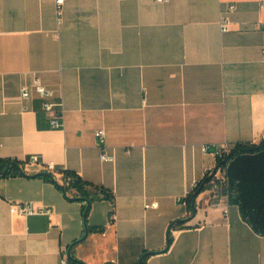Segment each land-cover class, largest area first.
I'll return each mask as SVG.
<instances>
[{
  "label": "crops",
  "instance_id": "crops-1",
  "mask_svg": "<svg viewBox=\"0 0 264 264\" xmlns=\"http://www.w3.org/2000/svg\"><path fill=\"white\" fill-rule=\"evenodd\" d=\"M56 7L0 0V156H40L0 176V264H64L85 234L82 202L32 175L50 164L114 191L88 216L104 231L72 247L87 264H136L145 250L144 264H264V234L229 190L201 191L196 214L172 224L191 215L179 198L217 166L204 145L264 140V0H65L60 22ZM34 76L63 102L62 128L34 89L22 98ZM30 202L51 212H13Z\"/></svg>",
  "mask_w": 264,
  "mask_h": 264
},
{
  "label": "trees",
  "instance_id": "trees-1",
  "mask_svg": "<svg viewBox=\"0 0 264 264\" xmlns=\"http://www.w3.org/2000/svg\"><path fill=\"white\" fill-rule=\"evenodd\" d=\"M10 161H15L23 166L25 165L24 160L0 156V176H6L11 173L20 174L17 166L13 164L9 167L7 174L4 175L6 165ZM228 162L229 173L227 168L225 181L217 177V171L210 178V172H208L203 179L198 181V186L192 188L187 194L186 201L189 213H193L194 199L197 198L201 191L211 187H217L222 193H226V191L229 190V197L233 202L239 203L243 216L253 224L258 232L264 234V140L259 143H236L234 147L228 150L222 157L217 156V170L227 167ZM54 172H59L61 174V181L49 174L53 173L54 175ZM32 175L42 176L53 181L69 196V198L82 202L85 218V232L104 231V226L89 225L88 216L93 202L102 199L115 202V194L112 189L86 180L76 170L68 168L56 167L54 170H51L45 166L40 171L32 173ZM88 204H90L89 208H87ZM113 212V210L110 212L111 216ZM172 224L183 223L173 222ZM171 240L172 239H170V242ZM77 241L78 239L73 241V245L77 243ZM146 252L147 250L142 253L140 258ZM150 254L151 253L147 254L143 258L142 264H144ZM72 257L73 258H68L70 264H87L74 254H72ZM138 263L139 261L136 264Z\"/></svg>",
  "mask_w": 264,
  "mask_h": 264
},
{
  "label": "built area",
  "instance_id": "built-area-1",
  "mask_svg": "<svg viewBox=\"0 0 264 264\" xmlns=\"http://www.w3.org/2000/svg\"><path fill=\"white\" fill-rule=\"evenodd\" d=\"M158 2H165L167 0H156ZM56 11H57V16H58V20L59 22L62 20V15H63V6L65 4V0H56ZM235 8V4H231L229 9H234ZM220 25H221V30L224 31H228L230 30V19L226 14H222L221 18H220ZM263 60H264V56H263ZM32 89H34L36 91V93L42 98V106H43V110L46 111L47 113L51 114V119H50V124L51 127L53 128H62L64 126V105L63 102L61 100H54V91L50 88H48L47 86H45L42 81L40 80V78L38 76H34L33 79V83L32 86H24L22 88V98H29L32 95ZM96 136L104 142L105 136H106V132L104 129H98L96 131ZM203 150L206 152H214L217 156H223L225 153L228 152V149L225 146L222 145H204L203 146ZM115 153L111 152L108 150L107 146H105V144L101 145V159H103L104 161H115ZM25 161V165L23 166L24 169L27 171H29L30 169H28L26 166L28 164H39L40 163V156L37 154H33L31 156H29L27 159H24ZM46 167H48L51 170H54L56 168L55 165L50 164L47 165ZM221 171V169H219ZM31 171V170H30ZM218 172V170H217ZM216 172V175H217ZM224 172V171H223ZM220 178L225 181V175H221ZM196 186H198V181H195L193 184L192 188H195ZM222 194V192L220 191V189H218L217 187H215L213 189V194H212V198L213 199H217L220 195ZM187 195L182 196L179 198V201L184 204L185 206H187V201H186ZM13 212L22 215V216H26L28 214L31 213H35V212H42V213H50L51 210L50 208H45V209H37L34 204L32 202L30 203H26V204H15L13 205ZM68 253L65 254V256L63 257V263L64 264H70L68 261Z\"/></svg>",
  "mask_w": 264,
  "mask_h": 264
},
{
  "label": "water",
  "instance_id": "water-1",
  "mask_svg": "<svg viewBox=\"0 0 264 264\" xmlns=\"http://www.w3.org/2000/svg\"><path fill=\"white\" fill-rule=\"evenodd\" d=\"M13 164L17 166V168H18V170L20 171L21 174H26V170L24 169L23 165H21V164L15 162V161H10V162L6 165V168H5V171H4V175L7 174L9 167H10L11 165H13ZM216 171H217V167H215L214 170L210 173L209 178L212 177L213 174H214ZM49 174H50L52 177H54L53 173H49ZM202 187H203V186H202ZM202 187H201V189H202ZM89 207H90V204H88L87 208H89ZM196 211H197V207H196V199H194V211H193V213H192L189 217H187V218L177 219L176 221H178V222H182V221L190 220V219L196 214ZM169 232H170V231H169ZM87 234H88V231H86L85 234H84V236H82L81 238H79L78 241H82V240L86 237ZM168 234H169V233H168ZM78 241H77V242H78ZM169 244H170V237H168V243H167V246H168ZM72 247H73V243L70 245V247H69V251H68V256H69L70 258H73V257H72V253H71ZM152 252H153V251H147L146 253H144V255L140 258L138 264H142V263H143V258H144L147 254L152 253Z\"/></svg>",
  "mask_w": 264,
  "mask_h": 264
}]
</instances>
